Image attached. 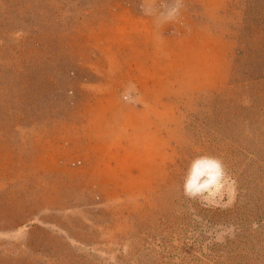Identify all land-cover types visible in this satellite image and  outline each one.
<instances>
[{"label": "rangeland", "instance_id": "374dc122", "mask_svg": "<svg viewBox=\"0 0 264 264\" xmlns=\"http://www.w3.org/2000/svg\"><path fill=\"white\" fill-rule=\"evenodd\" d=\"M0 264H264V0H0Z\"/></svg>", "mask_w": 264, "mask_h": 264}]
</instances>
